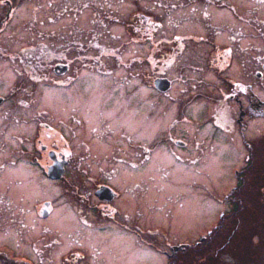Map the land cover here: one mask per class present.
Returning a JSON list of instances; mask_svg holds the SVG:
<instances>
[{"label": "rangeland", "instance_id": "374dc122", "mask_svg": "<svg viewBox=\"0 0 264 264\" xmlns=\"http://www.w3.org/2000/svg\"><path fill=\"white\" fill-rule=\"evenodd\" d=\"M10 1L13 0L8 2ZM190 3L199 5L200 2L18 0L15 8L10 9L7 0H0V96L7 98L3 99L0 105V149L17 147L10 141L11 133L19 137L28 134L22 123L13 124L15 120L22 122L24 118H29L31 125L35 123L34 125L38 126L39 121L51 123V117L58 124V132L66 138L58 140V145H62L64 149L62 152L65 155L69 152L75 154L77 149H81L79 154L83 157L82 161L89 157L87 149L103 154L110 150L113 144L119 143L121 130L151 148L155 133L161 134V130H166L169 115L161 106H167V103L156 104L159 108L156 112H152L150 108L139 111L135 94L127 89L141 83L142 100H148V85H153L158 77V68L164 70L162 75L165 74V78L177 83L176 88L181 87L182 79L189 83L187 77L184 78L181 70H178L182 61L176 60L177 70L171 71L167 68L172 58L164 56L162 59V55L168 54V43L174 35L187 33L188 27H197V33L202 31V19L186 23L183 21L184 15H187L184 10ZM249 3L256 6L255 15L259 18L253 22L254 34L252 35L249 25L244 37L247 43L254 45L257 59L258 55H261L259 50L264 48V1L255 0ZM236 24L233 23V26ZM158 26L162 27V31L154 33L155 27ZM213 26L218 24L214 23ZM155 41L158 44H155ZM187 49L190 53L195 50L192 42L187 44ZM35 51H47L49 57L58 59V62L50 63L49 67L45 66L47 69H41L42 73L30 77L24 75L23 71L35 63L30 60L26 65L23 63L25 54ZM24 52L26 53L23 54ZM65 63L70 65V72L58 77V85L43 83L45 76L53 78L56 65ZM97 71H108L112 75H99ZM257 72H261V67L256 69ZM33 78L38 79V85L35 89H28L29 94L25 93V85H33L34 81L29 80ZM198 78L196 76L197 81ZM254 81L258 85L260 82L264 83L263 78L261 81L254 78ZM18 88H22V91L18 92ZM12 90L17 93L13 94ZM255 94L262 96L264 93L256 87ZM15 100L33 101L36 107L39 106L38 102L41 105L38 109L43 108L48 115L33 118L38 110L34 109V104L31 109H27L22 103L15 104ZM174 114L179 119L184 118L185 108L175 109ZM252 122L253 130L249 133L252 137H248L254 140L264 135V121ZM187 131L190 132L189 129ZM46 136L54 141L57 139L48 136V132ZM228 136L235 139L226 136L224 139V136L221 138L219 135L216 143L207 141L210 144L209 150L203 149L201 155V160L206 161L207 168L202 170L200 176L188 172L184 165L178 164L175 159L165 154L162 147H152L159 174L152 179L154 182L147 183L146 180L149 181V178L156 174L148 169V174H143L144 178L147 175L148 178H145L141 189L138 190L143 207L138 218L139 223L144 222L140 237L142 243L136 242L134 236L120 232L118 228L103 229V222L98 227L94 226L93 224L98 223L89 216L83 203L85 199L80 201L78 197L81 203L79 212L76 213L78 217L71 216L74 214L73 203L76 204V199L73 198L77 192H74V185L61 180L57 187L42 179L40 188L43 197L40 199L55 202L58 207V225H55V216L49 224L57 233L52 230L45 236L46 240L41 241L40 239L45 238H40L38 229L31 230L27 235L17 231L14 236H7V233L0 231V250L11 254L12 248H15L20 256H27L24 251L28 250L36 262L40 261L37 264H167L168 258L164 253L169 254L170 251L166 244L177 245L192 241L200 235L205 236L215 227L219 217L231 208L224 197L236 184L234 172L245 165L246 148L238 133ZM59 137L58 135V139ZM39 138H42V134ZM217 141L221 143L218 144ZM9 159L8 151L0 152V164L9 165ZM97 163H100L99 160ZM92 165H95L94 160L89 162V167L82 169L85 173L71 165L69 173H65V180L73 179L76 190L82 192L85 197L91 189L85 181L88 180V171ZM7 191L5 198L11 196L10 190ZM19 195H22V192ZM66 209L69 213L64 215ZM155 228L157 232L153 233ZM108 229L113 230L97 231ZM130 237L135 241L133 247H129L127 242L123 243ZM54 239L58 241V248L52 242ZM28 244L31 245L30 248L27 247ZM249 255L252 263L259 259L251 253ZM219 256H216V259L220 262L237 264L234 256ZM261 258L264 262V248ZM0 264H3L1 259Z\"/></svg>", "mask_w": 264, "mask_h": 264}, {"label": "flooded vegetation", "instance_id": "af4514ba", "mask_svg": "<svg viewBox=\"0 0 264 264\" xmlns=\"http://www.w3.org/2000/svg\"><path fill=\"white\" fill-rule=\"evenodd\" d=\"M198 1L200 2L199 5L190 3L184 10L187 15H184L183 21L186 23L202 19V31L197 33V27H188L187 33L174 35L169 43L165 42L169 44L168 54L162 55V59L164 56L172 58L171 62L168 63L170 66L167 68L171 71L177 70L175 68L176 60L182 61L179 64L181 68L178 70H181L184 78L187 77L189 83L182 79L181 87L176 88L177 83L175 84L173 80L165 78L166 75H162L164 70L158 68L157 73L159 75L156 80L161 78L168 80L170 87L167 92H161L162 87L160 85L155 86L153 82V85H148V89H150L147 96L148 100H142L143 85L141 83L127 89L135 94L139 111L150 108L152 112H156L159 110L156 104L167 103V106H161L169 115L166 130H161V134L155 133L151 148L121 130L119 143L113 144L112 148L103 154L87 149L89 157L82 161L83 157L79 154L81 149H77L75 154L69 152L68 155H65L62 152L64 149L62 145H58V140L62 141L63 135L58 132V124L53 117H51V123L39 121L38 126L34 125L35 123L31 125L29 118H27L28 121L24 118L22 122L19 120L13 122V124L22 123L23 129L25 128L24 130L28 134H24L25 137H19L11 133L10 141L17 147L0 149V152L8 151L10 153V164H0V231L7 233V236H14L17 231L22 235H27L31 230L38 229L40 238H45L47 233L53 230L49 224L54 220V216L55 225H58V207L55 202L40 199L43 197L40 182L42 179L48 180L58 187V182L63 180L64 182H71L74 185V192L77 191L73 197L76 199V204L73 203L74 214L71 216L78 217L76 213L79 212L80 201L85 199L83 203L89 216L98 223L93 224L94 226L98 227L103 222L105 224L103 229L107 227L118 228L120 232L132 235L136 242L142 243L140 237L144 222L140 221L139 223L138 218L143 207L138 190L141 189L145 178H148V175L143 177L144 173L148 174V169L156 174L152 175L149 181L146 180L147 183L154 182L152 179L159 174L157 173L159 167L158 162L154 159L153 146L162 147L165 154L175 159L178 164L184 165L188 172L196 175L201 174L202 170L207 168V163L205 160H201V155H203V149L209 150L208 140L216 143V140H219V135L222 136L221 138L226 136L235 139L228 135L238 133L246 150L249 149L248 147L253 141L252 138L248 137H252L249 135L253 130L252 121H264V94L262 96L255 94L256 87L264 93V83L260 82L258 85L254 81V78L257 81H261L263 78L264 81V48L259 50L261 55H258L256 59L254 45L247 43L246 37H244L249 25L252 35L254 34L253 22L259 18L255 15L256 6L249 3L255 0ZM214 23L218 26H213ZM233 23L242 27L237 24L233 26ZM260 24L263 25L261 22ZM211 28L215 31L209 32L208 30ZM161 31L160 26L154 29V33ZM191 42L195 46L192 53L187 49V44ZM155 44L158 42L155 41ZM259 67H261V72L256 73V69ZM39 71L31 68L23 72L24 75L36 77L38 73H42ZM98 74L112 75L108 71H99ZM196 76L199 77L198 81ZM29 80L30 82L33 80L35 83L25 85L24 92L28 94V89H35L38 85L37 78ZM47 82L51 83L48 84L50 86L58 85V75L54 74L53 78H45L43 83ZM121 83H124V79ZM19 91L21 92L22 88H18ZM14 93L16 94L17 91ZM3 98L7 99L6 97ZM8 98L10 99V96ZM151 100L154 102L149 103L148 101ZM14 103H22L23 107L27 109H31L32 104H34V109L41 107L38 102L39 106L36 107L33 101L28 100H15ZM179 108H185V117L182 119L177 118L174 114L175 109ZM226 113L229 115L233 113V115L227 116ZM44 114L47 112L43 108L38 109L33 118L41 117ZM188 129L190 132L187 131ZM41 132H45V134ZM46 132H48V136H53L54 139L57 137L56 141L48 138ZM40 134H42V138H39ZM58 135L60 136L59 139ZM107 143L111 144L112 142L107 141ZM217 143L221 142L217 141ZM22 145L24 148H21ZM91 160H94L95 165H92L89 171L87 170L90 174L85 184L90 185L89 188L91 189L86 198L81 194L82 192L76 190L73 179L72 181L65 180V173H69L71 165L78 167L76 170H81V173H85L82 169L89 167ZM98 160L100 163H97ZM74 161L75 164H73ZM60 162L66 163L63 166L64 176L59 181L51 179L48 176V170L54 164L58 166ZM82 162L84 163L81 165ZM31 167L34 168L33 171ZM169 167L172 169L171 165ZM7 190H10L11 196L5 198L4 194L8 192ZM103 190L106 191L105 194H101ZM20 192L22 195H19ZM65 213H69V210L66 209L64 215ZM112 230L97 231L110 232ZM53 231L57 233L56 230ZM132 239L130 237L128 241L124 240L123 243L127 242L129 247H133L135 241ZM40 240L45 241L46 238ZM52 242L58 248V241L54 239ZM27 247L30 248L31 245L28 244ZM11 251L15 255L17 250L12 248ZM25 252L27 254V256L23 255L25 264L40 263L31 257L30 251Z\"/></svg>", "mask_w": 264, "mask_h": 264}, {"label": "trees", "instance_id": "16d2710c", "mask_svg": "<svg viewBox=\"0 0 264 264\" xmlns=\"http://www.w3.org/2000/svg\"><path fill=\"white\" fill-rule=\"evenodd\" d=\"M28 58L36 65L50 62L47 51L32 52ZM257 148L228 198L230 210L203 243L177 253L167 264H225L216 259L220 254L234 256L237 264H253L249 253L259 258L254 264H264V146Z\"/></svg>", "mask_w": 264, "mask_h": 264}, {"label": "water", "instance_id": "95a60500", "mask_svg": "<svg viewBox=\"0 0 264 264\" xmlns=\"http://www.w3.org/2000/svg\"><path fill=\"white\" fill-rule=\"evenodd\" d=\"M60 70V73H64L66 71V68H59ZM165 84V87L163 88V90L167 89L168 87V83L165 82V81H159L157 82L156 84L158 85H161V84ZM62 166H63V163H60L57 165H55L54 169H52V173H50L51 177L54 178V179H59L63 173L62 171ZM51 172V171H50Z\"/></svg>", "mask_w": 264, "mask_h": 264}]
</instances>
